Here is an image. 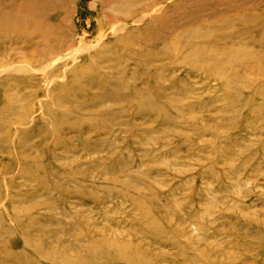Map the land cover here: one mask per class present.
<instances>
[{"label":"rangeland","instance_id":"obj_1","mask_svg":"<svg viewBox=\"0 0 264 264\" xmlns=\"http://www.w3.org/2000/svg\"><path fill=\"white\" fill-rule=\"evenodd\" d=\"M0 264H264V0H0Z\"/></svg>","mask_w":264,"mask_h":264}]
</instances>
